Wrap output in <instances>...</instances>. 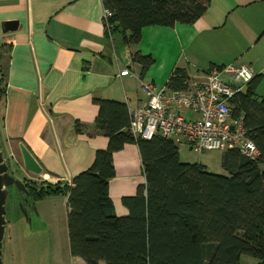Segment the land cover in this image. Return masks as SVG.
Wrapping results in <instances>:
<instances>
[{
  "label": "crops",
  "instance_id": "1",
  "mask_svg": "<svg viewBox=\"0 0 264 264\" xmlns=\"http://www.w3.org/2000/svg\"><path fill=\"white\" fill-rule=\"evenodd\" d=\"M209 1L195 23L143 28L139 44L129 47L119 33H107L102 0H0V139L6 161L18 167L23 144L42 168L37 178L71 184L107 148L108 139L94 128L93 100L123 102L130 111L148 101L143 86L162 90L177 68L193 83L211 67L250 65L259 77L256 94L264 98V0ZM10 21L17 28L4 33L2 23ZM134 51L154 60L143 78ZM124 70L129 73L120 75ZM113 166L109 198L123 217L128 211L122 198L145 183L137 146L114 153ZM239 264L257 261L241 257Z\"/></svg>",
  "mask_w": 264,
  "mask_h": 264
},
{
  "label": "trees",
  "instance_id": "2",
  "mask_svg": "<svg viewBox=\"0 0 264 264\" xmlns=\"http://www.w3.org/2000/svg\"><path fill=\"white\" fill-rule=\"evenodd\" d=\"M209 2L102 0L111 13L107 33H119L129 47L139 44L143 28L195 23ZM131 58L141 78L154 63L139 51ZM188 83L185 70L177 68L165 89L184 90ZM258 84L255 75L231 98L233 115L243 117L257 155L222 152L221 167L227 175L211 173L200 163L182 162L172 139L134 136L125 103L94 99L98 107L94 128L108 139L107 148L97 151L92 165L71 184L23 179L28 199L34 204L53 195L66 198L69 253L85 264H239L242 256L264 264V98L256 94ZM4 87L0 71V100ZM81 128L76 122V130ZM128 144L139 150L145 183L135 195L122 198L128 214L119 217L109 198V180L115 175L114 153Z\"/></svg>",
  "mask_w": 264,
  "mask_h": 264
},
{
  "label": "built area",
  "instance_id": "3",
  "mask_svg": "<svg viewBox=\"0 0 264 264\" xmlns=\"http://www.w3.org/2000/svg\"><path fill=\"white\" fill-rule=\"evenodd\" d=\"M110 16L104 9L105 25ZM128 73L124 70L120 75ZM254 76L250 65L229 64L211 68L184 90L155 91L152 85H145L149 99L129 111V130L142 139L158 134L198 154L238 150L254 157L257 149L247 137L243 117L233 115L231 104V98Z\"/></svg>",
  "mask_w": 264,
  "mask_h": 264
},
{
  "label": "rangeland",
  "instance_id": "4",
  "mask_svg": "<svg viewBox=\"0 0 264 264\" xmlns=\"http://www.w3.org/2000/svg\"><path fill=\"white\" fill-rule=\"evenodd\" d=\"M182 162L200 163L211 173L227 175L221 167L220 151L205 153L192 152L186 145L178 144ZM7 152V151H6ZM6 156L8 153H6ZM17 165L11 164L10 174L21 180L33 179L36 176L26 173L22 159L16 157ZM17 168V170H16ZM64 196L45 197L41 200H26L11 187L7 199V229L2 247V264H76L77 259L69 253L67 236V207ZM21 203V206H20ZM23 211L26 212L24 216ZM256 261L250 257L242 256Z\"/></svg>",
  "mask_w": 264,
  "mask_h": 264
},
{
  "label": "water",
  "instance_id": "5",
  "mask_svg": "<svg viewBox=\"0 0 264 264\" xmlns=\"http://www.w3.org/2000/svg\"><path fill=\"white\" fill-rule=\"evenodd\" d=\"M17 25L18 24L16 21L3 22L1 29L4 33L12 32L17 28ZM3 147L4 145L0 139V264H2L1 257L3 255L2 247L4 243V235L7 229V222H9L6 207L8 195H10V188L13 187L20 194V196L25 198L30 197V193L27 190L23 180L10 174L9 171L11 167L6 161L7 156ZM19 150L23 169L36 177L40 176L42 173V168L33 155L29 152V150L23 144H19ZM23 214L24 216L27 215L25 211H23Z\"/></svg>",
  "mask_w": 264,
  "mask_h": 264
},
{
  "label": "flooded vegetation",
  "instance_id": "6",
  "mask_svg": "<svg viewBox=\"0 0 264 264\" xmlns=\"http://www.w3.org/2000/svg\"><path fill=\"white\" fill-rule=\"evenodd\" d=\"M25 198V197H24ZM26 200H29L28 198H25Z\"/></svg>",
  "mask_w": 264,
  "mask_h": 264
}]
</instances>
